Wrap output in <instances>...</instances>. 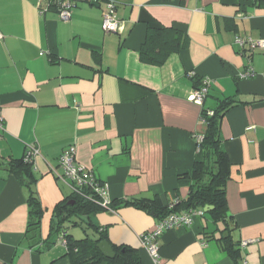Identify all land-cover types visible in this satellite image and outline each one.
<instances>
[{"label":"crops","instance_id":"0c3cea01","mask_svg":"<svg viewBox=\"0 0 264 264\" xmlns=\"http://www.w3.org/2000/svg\"><path fill=\"white\" fill-rule=\"evenodd\" d=\"M108 1L121 23L115 33L101 28ZM52 4L0 0V264H78L63 230L74 239L102 232L140 264H264V51L236 41L264 38V0H78L68 21ZM149 28H174L184 42L177 37L163 62H144ZM249 65L254 75L240 77ZM197 78L209 81L201 104L190 99ZM225 98L233 100L219 128L229 160L227 215L214 222L212 208L200 207L190 224L162 232L154 261L139 241L161 219L151 203L186 198V173L203 158V111ZM71 145L112 204L73 216V226L53 213L72 193L58 161ZM30 147L38 152L27 183L5 164ZM31 193L42 207L35 226ZM144 200L149 207L133 204ZM103 257L93 264H118Z\"/></svg>","mask_w":264,"mask_h":264},{"label":"trees","instance_id":"16d2710c","mask_svg":"<svg viewBox=\"0 0 264 264\" xmlns=\"http://www.w3.org/2000/svg\"><path fill=\"white\" fill-rule=\"evenodd\" d=\"M77 1L78 0L75 1V5ZM51 3H54L52 5L57 7L58 10L60 6L59 2L57 0H51ZM177 37L182 41L180 44H183L184 40L182 39L181 33L174 28H149L145 42L140 49L141 60L149 63L163 62L170 52L177 49ZM158 47L159 50L157 49ZM196 82L197 84L194 88L200 87L202 78H197L195 83ZM232 103L233 100L231 98H225L221 100L218 107L213 110L211 114L203 111V118L206 121V130L202 136L201 142L198 143L199 148L203 151V158L200 161H195L190 173H186L191 179V184L185 199L179 201V203L164 207L159 204H156V206V202L151 203V207L155 209L156 212L160 213L161 218L170 212H178L180 209L186 211L190 208H200L205 205L212 206V209L208 210L207 213L210 214L214 222L224 219L227 215L225 183L229 174V160L221 147L219 128L223 113ZM5 165L8 171L16 174L22 180L23 178L26 179L27 183L33 180L30 167L31 163L26 162L23 157L20 159H11ZM94 197L95 196H91L90 198L71 193L70 196L55 206L53 213L55 217H58L60 220L66 219V221L73 226L79 223L72 218L73 216L90 215L102 209L94 200ZM133 204L137 207L150 206L149 202L147 203L145 200L134 201ZM28 205L30 208L31 225L35 226L39 222L42 207L33 193L29 195ZM110 207H112V204ZM224 230L225 229L221 230L223 234H221L219 239L223 242L224 248L232 253L231 245H229V233H225ZM65 238L68 253L75 255L74 259H77L78 264H93L105 259L96 246L98 242L105 240V235L102 232H100L98 238L95 239L88 236L74 239L72 235L68 233L65 234ZM112 248L115 256L107 260L108 262L116 261L118 264H140L138 255L129 248L123 246H112Z\"/></svg>","mask_w":264,"mask_h":264},{"label":"built area","instance_id":"2783aa9c","mask_svg":"<svg viewBox=\"0 0 264 264\" xmlns=\"http://www.w3.org/2000/svg\"><path fill=\"white\" fill-rule=\"evenodd\" d=\"M60 4L58 14L63 21H68L70 18L71 9L75 5L76 0H57ZM121 27V23L116 16L115 4L112 1L105 3V9L102 12L101 28L104 32H118ZM3 38V34L0 32V39ZM237 43L243 45L247 43L249 48L258 49L264 51V38L252 39V38H236ZM254 69L252 66H248L244 70L240 77H250L254 75ZM209 81L207 79L202 80V84L198 88H194L190 95V99L197 104H201L207 95ZM208 113H212L209 111ZM2 127L0 119V128ZM202 137H197V143H200ZM36 148L30 147L25 151L23 156L26 162H32L33 155L37 153ZM75 146L71 145L66 148L58 157L59 164L62 168L63 175L62 180L69 186L71 192L74 195H83L85 197L95 196L94 200L105 209H110V200L107 196V188L104 183L98 182L92 175V173L75 163ZM171 206V205H170ZM203 213L201 208H190L182 212H170L166 216L162 217L156 224L155 228L149 232H143L139 234L140 244L151 258L156 261L159 256V244L158 238L164 230L174 228L181 225L190 224L195 215H201ZM65 231H61V239L63 244L66 243ZM246 244V241L242 242Z\"/></svg>","mask_w":264,"mask_h":264},{"label":"water","instance_id":"95a60500","mask_svg":"<svg viewBox=\"0 0 264 264\" xmlns=\"http://www.w3.org/2000/svg\"><path fill=\"white\" fill-rule=\"evenodd\" d=\"M208 208H212V206L211 205L210 206L207 205V206L204 207V210L206 211ZM97 247L102 252V254L104 256H106L107 258H112L114 256L112 248H111L110 244L106 240H102V241L98 242L97 243Z\"/></svg>","mask_w":264,"mask_h":264},{"label":"rangeland","instance_id":"374dc122","mask_svg":"<svg viewBox=\"0 0 264 264\" xmlns=\"http://www.w3.org/2000/svg\"><path fill=\"white\" fill-rule=\"evenodd\" d=\"M71 231L74 233L75 237H81L83 236V233H80V230L77 228L70 227Z\"/></svg>","mask_w":264,"mask_h":264}]
</instances>
